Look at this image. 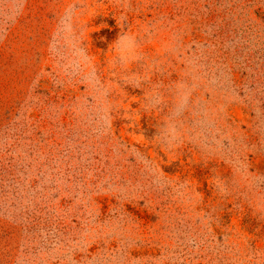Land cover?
Returning <instances> with one entry per match:
<instances>
[{
	"label": "rangeland",
	"instance_id": "rangeland-1",
	"mask_svg": "<svg viewBox=\"0 0 264 264\" xmlns=\"http://www.w3.org/2000/svg\"><path fill=\"white\" fill-rule=\"evenodd\" d=\"M0 264H264V0H0Z\"/></svg>",
	"mask_w": 264,
	"mask_h": 264
}]
</instances>
